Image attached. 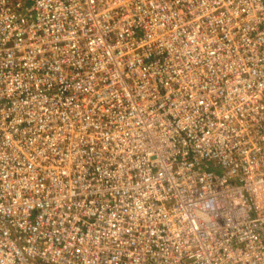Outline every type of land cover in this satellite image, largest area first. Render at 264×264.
I'll list each match as a JSON object with an SVG mask.
<instances>
[{
    "label": "built area",
    "instance_id": "obj_1",
    "mask_svg": "<svg viewBox=\"0 0 264 264\" xmlns=\"http://www.w3.org/2000/svg\"><path fill=\"white\" fill-rule=\"evenodd\" d=\"M0 264H264V0H0Z\"/></svg>",
    "mask_w": 264,
    "mask_h": 264
}]
</instances>
